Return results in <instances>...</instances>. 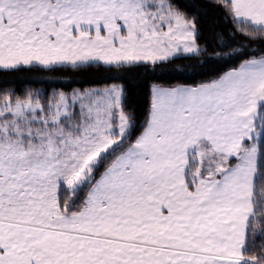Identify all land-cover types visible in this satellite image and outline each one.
Segmentation results:
<instances>
[{"label": "snow or ice", "instance_id": "1", "mask_svg": "<svg viewBox=\"0 0 264 264\" xmlns=\"http://www.w3.org/2000/svg\"><path fill=\"white\" fill-rule=\"evenodd\" d=\"M214 2L240 63L142 120L120 83L0 92V264H264V0ZM198 35L175 0H0L4 70L155 71Z\"/></svg>", "mask_w": 264, "mask_h": 264}, {"label": "trees", "instance_id": "2", "mask_svg": "<svg viewBox=\"0 0 264 264\" xmlns=\"http://www.w3.org/2000/svg\"><path fill=\"white\" fill-rule=\"evenodd\" d=\"M177 7L185 13L189 19H195L199 35L197 44L201 49H207L208 54H201L194 59L181 58L173 63H167L156 67L155 71L144 68H109L97 64L87 69L72 70L63 68L57 71H45L36 68H22L19 70H0V92L15 90L18 95L25 91H37L38 84L30 81V75H51L55 81L61 82L60 89L65 91L73 89H103L113 83L122 84L128 92L129 103L139 119L147 114L149 102V90L152 84L175 86L178 84L195 85L217 78L223 73L237 67L239 60L230 62L219 60L212 55L213 49H218V44L231 43L230 34H235L240 39L239 33L230 18L227 17L224 8L219 7L214 0H175ZM221 37L220 40L217 37ZM203 64V67L200 65ZM52 87L47 85L45 90Z\"/></svg>", "mask_w": 264, "mask_h": 264}, {"label": "rangeland", "instance_id": "3", "mask_svg": "<svg viewBox=\"0 0 264 264\" xmlns=\"http://www.w3.org/2000/svg\"><path fill=\"white\" fill-rule=\"evenodd\" d=\"M36 69L40 70V68H36ZM30 81L34 82L35 84H38L37 89H39V90H45V88H47V85H51L52 87H57V86L61 87V85H60L61 82L55 81V78L51 75H49V76H47V75H38V76L30 75ZM95 89H99V88H95ZM62 90H64V89H62ZM77 90H79V89H77Z\"/></svg>", "mask_w": 264, "mask_h": 264}, {"label": "crops", "instance_id": "4", "mask_svg": "<svg viewBox=\"0 0 264 264\" xmlns=\"http://www.w3.org/2000/svg\"><path fill=\"white\" fill-rule=\"evenodd\" d=\"M102 65V64H101ZM27 68V67H26ZM0 70H4V69H0Z\"/></svg>", "mask_w": 264, "mask_h": 264}]
</instances>
